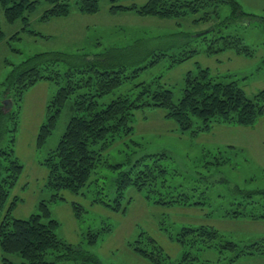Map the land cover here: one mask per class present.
Segmentation results:
<instances>
[{"label": "rangeland", "instance_id": "1", "mask_svg": "<svg viewBox=\"0 0 264 264\" xmlns=\"http://www.w3.org/2000/svg\"><path fill=\"white\" fill-rule=\"evenodd\" d=\"M36 1L24 30L22 20H6L0 5V23L5 32L0 40V146L6 147L13 138L16 155L25 166L12 195L19 198L13 210L16 218L40 213L41 201L52 197L54 191L47 187L48 169L42 161L58 146L75 115L72 104L76 96L68 99L56 128L39 148L38 134L47 120V105L61 84L44 79L24 90L21 86L10 88L7 78L15 65L24 60L41 53L62 52L60 58L65 56V61L59 60L55 67L64 73L70 65L84 63L95 53L112 50L119 54L114 58L122 61L120 66H125L128 78L99 99L103 106L121 95L137 97L142 83L152 90H170L177 102L189 89L187 79H200L202 70H207L208 80L213 83L237 82L250 97L264 89V0H237L243 11L254 15L244 19H227L233 13L230 3L211 5L179 18H165L141 14L133 8H113L111 0H99L95 12L81 10L79 0H67L68 15L43 19L52 4L49 0ZM147 1L119 0L117 4L142 6ZM213 9H217V14L212 12L211 19H204L206 12ZM223 35L242 37L250 51L240 53L235 47H227L211 53L208 49L218 47V38ZM193 49L198 52L191 53ZM10 98L12 107L10 102L3 103ZM132 118L134 132L113 138L104 153V162L93 174V183L79 195L63 190L61 195L66 200L50 203L51 217L59 221L56 233L60 238L73 249L96 254L104 264H152L134 252L129 241L142 234L146 247L157 245L176 259L184 249L165 229L177 233L185 225L212 226L239 247L264 236V217L252 215L264 213V111L247 122L194 117L188 130H183L158 106L138 108ZM144 163L160 164L167 171L166 186L159 187L156 197L191 195L193 200L207 203H152L145 191L138 192L132 186L121 199L124 210L116 211L100 201L116 205L119 172L124 170L133 176L145 167ZM72 201L84 208L80 218L74 213ZM238 210L243 214L232 213ZM91 231L100 232L96 243L89 242ZM69 246L61 249L63 257L71 254ZM233 256L229 250L200 251L201 258L217 263ZM48 259L53 260L54 254ZM22 260L19 257L16 261ZM57 264L74 262L64 258ZM227 264H264V255H244Z\"/></svg>", "mask_w": 264, "mask_h": 264}, {"label": "trees", "instance_id": "2", "mask_svg": "<svg viewBox=\"0 0 264 264\" xmlns=\"http://www.w3.org/2000/svg\"><path fill=\"white\" fill-rule=\"evenodd\" d=\"M111 1L114 4V6L112 4L113 8H133L141 14L159 15L165 18H179L220 3H230L233 7V13L227 19H244L254 16L243 11L237 0H148L142 6L136 4L126 6L117 4L119 0ZM36 2V0H0V5L4 8L6 20L10 23L22 20L24 30L29 26L30 14L35 9ZM49 2L52 6L45 11L43 19L66 16L70 13L67 0H49ZM79 4L80 9L86 12H95L100 6L99 0H79ZM212 12L217 14V9L206 12L203 18L211 19ZM4 36L5 32L0 23V40ZM218 40L224 43L216 41L220 44L218 47L211 46L208 49L211 53L227 47H235L240 53L250 51L249 46L244 44L243 38L238 35H223L219 36ZM197 52L198 50H191V53ZM57 53H41L28 58L15 65L7 78L6 83L12 89L21 86V90H24L44 79L55 80L61 84L47 105V120L41 125L38 134L39 148L47 143L56 128L61 111L68 99L73 94L76 96L72 104L75 115L71 117L58 146L51 150L42 161L48 169L47 187L54 192L48 201H41L40 213L32 214L29 218L13 216V210L19 202L18 196H12L13 190L25 166L16 155L11 136L6 147L0 146V260L2 264H57V261L64 258L72 260L74 264H104L96 254L85 249H73L69 243L67 244L57 235L56 228L59 221L51 217L50 203L65 199L61 195L63 190L79 195L93 183V174L104 162V153L112 145L113 138L123 134L129 136L134 132L132 117L136 109L145 106L162 107L169 117L178 121L183 130L192 127L194 117L208 121L224 118L247 122L255 120L256 116L264 111V89L250 97L235 81L217 83L209 81L206 75L207 70L202 69L199 81L187 79L190 84H188L189 89L186 88L184 95L177 102L174 101L170 90H152L148 87L149 85L142 83L137 97L121 95L103 106L99 99L115 91L128 78V75L124 74L125 66H120L122 61L114 58L120 55L113 53L112 50L95 53L91 58H86V62L70 65L69 70L62 73L55 66L59 60L65 61L66 57L62 59L60 56L63 53ZM186 57H189V54L181 57L180 60ZM142 68L144 67L140 69ZM144 94L147 95L143 97ZM6 114L8 115L9 112ZM3 137L5 138V135ZM110 166L117 167L111 164ZM144 166L139 168L133 176L124 170L119 172L116 205L104 199L100 201L116 211L124 210L126 206H123L121 199L125 197L124 192L132 186L138 192L145 191L146 198L152 203L168 206L174 204L198 206L207 203L203 199L193 200L191 195L184 198L171 196L169 199L156 197L155 193L159 191V187L165 185L164 177L167 171L157 163L153 166L144 163ZM71 204L75 215L80 218L84 210L83 206L75 201ZM232 213L243 214L239 210ZM252 215L264 217V213ZM106 229L109 230V228ZM165 230L172 240L183 247L184 251L180 258L174 259L157 245L152 248L146 247L142 234L134 241H129V246L152 264H227L228 261L234 262L244 255H264V236L246 246L239 247L238 243L226 240L224 233L212 226L185 225L177 233ZM99 234L100 232H89V242L96 243ZM68 246L71 254L63 257L61 249ZM210 248L223 252L229 250L234 252V256L224 263L201 258L200 251ZM52 254L54 259H48V256ZM19 257L23 260L16 261Z\"/></svg>", "mask_w": 264, "mask_h": 264}, {"label": "water", "instance_id": "3", "mask_svg": "<svg viewBox=\"0 0 264 264\" xmlns=\"http://www.w3.org/2000/svg\"><path fill=\"white\" fill-rule=\"evenodd\" d=\"M8 102H10L11 107H12V106H13V102H12L11 99H5V100L3 101L4 104H7Z\"/></svg>", "mask_w": 264, "mask_h": 264}, {"label": "crops", "instance_id": "4", "mask_svg": "<svg viewBox=\"0 0 264 264\" xmlns=\"http://www.w3.org/2000/svg\"><path fill=\"white\" fill-rule=\"evenodd\" d=\"M0 264H2L1 260H0Z\"/></svg>", "mask_w": 264, "mask_h": 264}]
</instances>
